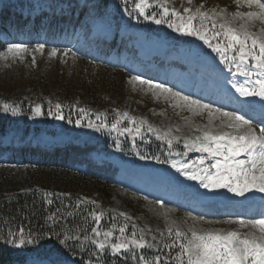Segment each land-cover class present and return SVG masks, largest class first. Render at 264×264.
<instances>
[{
	"label": "trees",
	"instance_id": "1",
	"mask_svg": "<svg viewBox=\"0 0 264 264\" xmlns=\"http://www.w3.org/2000/svg\"><path fill=\"white\" fill-rule=\"evenodd\" d=\"M13 1L7 0L0 13V48L17 31L26 40L54 41L83 73L74 79L59 73L37 76L33 81L58 98L40 114L25 102L18 109L0 106V165L25 167L31 177L29 189L0 199V264H25L32 258L75 264H194L179 233L154 238L83 200L92 193L111 199L119 161L165 167L173 157L188 156L181 142L143 125L121 107L127 70L142 64L123 31L143 28L176 50L192 48L204 34L203 53L240 78L264 71V47L202 17L143 7L141 0H43L50 13L24 20L17 18ZM18 2L28 5V0ZM163 66L161 59L148 73L163 75ZM186 70L173 60V74ZM254 96L264 97V83ZM44 133L67 140L46 145ZM96 154L108 160L99 163ZM117 247L125 250L123 258L114 256Z\"/></svg>",
	"mask_w": 264,
	"mask_h": 264
},
{
	"label": "rangeland",
	"instance_id": "2",
	"mask_svg": "<svg viewBox=\"0 0 264 264\" xmlns=\"http://www.w3.org/2000/svg\"><path fill=\"white\" fill-rule=\"evenodd\" d=\"M6 2L0 0V13ZM13 4L21 20L28 16L32 19L39 12L49 13L48 1L28 0L27 6H21L14 0ZM141 5L202 17L264 47V0H141ZM18 33L0 48V106L18 109L25 102L40 114L45 104L58 98L56 92L45 90L33 80L55 73L74 79L82 75L83 67L72 65L69 53L54 41L49 44L44 38L38 41L32 36L26 40ZM125 37L148 70H127L126 98L121 107L143 125L181 142L190 156L174 158L167 169L119 162L111 199L107 202L92 193L83 200L106 208L154 238L179 233L187 240L185 253L194 264H240L227 244L229 239L247 247L251 264H264V217L255 224L258 228L252 229L253 225L243 218L224 225L190 211L207 202L202 196L191 197L197 192L219 200L241 199L238 195L244 191L246 197L241 200L247 213L252 206L264 204V99L248 95L256 94L264 83V71L251 78L224 71L203 53L204 34L196 38L192 48L178 50L139 27L125 32ZM161 57L164 77L157 78L148 72L161 65ZM173 60L183 62L187 71L172 74ZM244 90L248 92L244 94ZM205 95L210 99H204ZM112 104L118 106L115 101ZM42 139L46 145H53L67 137L44 133ZM3 143L8 144V139ZM95 158L99 163L107 160L101 154ZM30 180L27 168L0 165V199L29 189ZM178 183L188 185V189ZM121 252L115 250L118 256ZM26 264L54 263L34 258Z\"/></svg>",
	"mask_w": 264,
	"mask_h": 264
},
{
	"label": "bare ground",
	"instance_id": "3",
	"mask_svg": "<svg viewBox=\"0 0 264 264\" xmlns=\"http://www.w3.org/2000/svg\"><path fill=\"white\" fill-rule=\"evenodd\" d=\"M193 102H198V100H193ZM178 185L185 190L188 189V185H181L179 183ZM197 196H202L203 200L207 202L205 206H197L196 201L191 200V202L196 205V212L191 209L190 211L193 213H197V215H200L202 217H206L207 219H216L219 224H232L236 220L241 221L243 218L245 219V221H249L251 223L250 225H253L252 229H255L258 228L255 227V224H257L258 220L264 216L263 214H259L260 210H263L264 204H261V207H255L254 205L252 206L251 211L246 213L243 201L241 200L242 198L212 200L209 199L207 196L203 195L202 192L194 193L191 197L195 199Z\"/></svg>",
	"mask_w": 264,
	"mask_h": 264
},
{
	"label": "water",
	"instance_id": "4",
	"mask_svg": "<svg viewBox=\"0 0 264 264\" xmlns=\"http://www.w3.org/2000/svg\"><path fill=\"white\" fill-rule=\"evenodd\" d=\"M228 244L231 247V250L240 259L241 264H246L247 249H246L245 245L239 241H236V240H229Z\"/></svg>",
	"mask_w": 264,
	"mask_h": 264
}]
</instances>
